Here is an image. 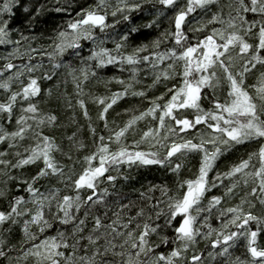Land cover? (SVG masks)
Listing matches in <instances>:
<instances>
[{"label": "snow or ice", "instance_id": "1", "mask_svg": "<svg viewBox=\"0 0 264 264\" xmlns=\"http://www.w3.org/2000/svg\"><path fill=\"white\" fill-rule=\"evenodd\" d=\"M155 4L160 6L156 18L144 27L157 24L165 11L172 10L171 30L161 33L163 40L171 41L166 50L158 51L161 38H157L152 42L156 50L147 55H140L148 51L147 44L135 46L131 53L123 52L130 46L131 34L139 31L136 26L119 34L113 41V49L105 47L96 30L104 33L121 21H128L127 13L140 9L141 4L117 0L109 13L108 0H98L95 8H81L76 18L67 21L49 45L51 51H40L52 66L51 70H44L43 63L31 62L30 53L38 50L30 44L23 53L29 62L13 63L22 56L21 41L27 44L29 37L15 29L19 39L14 40L11 21L16 8L29 16V22L34 19L29 0H0V45H13L11 52L0 57L5 61L0 66V92L5 95L0 100V144H7L0 151V176L5 178L0 197L10 196L8 183L14 180L17 188L23 185L27 193L10 196L7 210H0V257H7L9 264H13L9 253L16 245L4 233L11 234L14 226H19L23 234L15 264L29 257L35 258V264H205L204 252L195 250L199 239L208 240L212 250L207 251V256L212 260L223 257L224 264H264V245L258 243L264 234V211L260 214L252 211L256 206L254 200L264 206V143L226 171H217L209 177L225 152L245 142L264 140V0H155ZM43 7L35 8V15ZM68 10L56 8L58 12ZM198 10L204 15L198 26L190 27L189 18ZM109 14L113 18L120 14L121 19L109 24ZM189 32L195 36H189ZM84 40L92 41L95 47L77 70L62 58L69 52L79 57ZM141 62L159 69L153 84L181 78L178 85L167 89L169 98L164 100L165 94L161 93L144 111L131 115L123 126L109 129L107 136H97L96 128L89 123L95 147L82 157L79 172L58 160L55 153L71 160V148L80 150L86 145L73 131L66 136L70 148L65 152L56 137L45 132V128L60 125L55 113L40 107V81L53 79L55 70L63 66L72 75L79 96L81 82L89 76L96 77L97 70L118 64L123 71L125 65L130 66L128 81L118 77L108 80L123 85L122 90L92 98L102 106L98 118L108 129L106 114L119 99L129 94L145 95L143 90L134 89V82H139L136 65ZM77 71L79 77L75 75ZM37 72L42 75H35ZM250 75L256 77L255 82H247ZM205 89L212 90V106L207 109L200 102ZM220 90L226 92L223 100L218 95ZM47 92L50 96L52 90ZM66 103L73 107L70 100ZM77 104L90 120L85 100L77 99ZM188 109L193 110L191 117L180 112ZM146 117L158 123L144 130L139 140L133 139L128 144L127 134ZM193 129L196 135L187 137L185 134ZM26 140L30 142L24 145ZM145 143L147 150L140 148ZM20 147L22 152L18 150ZM192 152L201 154L198 173L194 178L179 179L183 164L173 158ZM9 156L15 159H8ZM124 165L167 167L178 177L176 188L173 191L166 184H153L147 191L133 190L139 191V202L131 199L127 203L110 202V188H115L118 179H132L121 171ZM25 166H34L35 173L26 177L12 173ZM52 180L69 191L64 192ZM225 180L230 183L225 184ZM241 183L250 190L239 204L223 207V202L234 195ZM217 186L224 188L223 193L207 198L205 205L206 193ZM157 190L162 199L153 195ZM217 206H220L219 229L208 222ZM241 241L249 258L233 259L230 250ZM164 247L167 252L161 250Z\"/></svg>", "mask_w": 264, "mask_h": 264}, {"label": "trees", "instance_id": "2", "mask_svg": "<svg viewBox=\"0 0 264 264\" xmlns=\"http://www.w3.org/2000/svg\"><path fill=\"white\" fill-rule=\"evenodd\" d=\"M129 2H136L141 4V8L137 10H133L127 13L130 16L128 21H121V23L115 25L113 29H106L104 33H100L99 30H96L97 36L104 39V46L113 49L114 48V39L118 38L119 34H122L131 26H136L139 28V31L131 34L129 39L128 47L124 48L122 51L125 53H131L135 46H139L142 44L149 45L147 52L140 53L141 56L147 55L149 52L154 51L156 49L152 48V42L157 38H161V44L158 51H164L166 48L171 47L170 40H163L161 37V33L166 30H171V20L172 10L165 11L163 16L158 18L157 24H154L150 28L144 27V25L153 19L156 18L155 13L156 9L160 6L155 4V0H129ZM30 7L33 9L34 19L29 22V16L25 14L21 8H16L14 10V15L11 21V26L14 29L12 33V38L19 39L18 33L15 29L21 30L25 36L29 37V41L26 44L24 41H21L20 52L22 54L21 58H17L13 60V63L19 65L21 63H28V57L23 55L25 49L30 44L32 48L37 49V52H32L30 55L33 57L32 63H43L44 70H51V63L47 56L40 55V51H51L52 49L49 45L52 44L53 40L56 39L57 32L66 27L67 21L70 19L76 18V14L80 12L81 8L90 9L95 8L98 0H29ZM108 3L111 7L108 9L109 13L112 9H114L117 5V0H108ZM155 4V7H154ZM43 5V10L39 13V15H35L34 9L39 8ZM57 7H67L68 11H56ZM216 8L213 7V11ZM204 14L199 10L196 13H193L189 18V26L196 27L198 26V22H200L201 17ZM251 18V14H249ZM120 14H118L115 18H113L110 14L107 17V22L112 24L114 20H120ZM211 27V26H209ZM189 36H195L194 33L189 32ZM35 37V39H32ZM193 42H195L193 40ZM95 45L92 41L84 40L82 41L81 48L78 50L80 56H76L71 52L65 53V56L62 58L65 62H70L71 65L79 70L82 67V59L86 60V58L90 55L91 51ZM13 49V45H0V57L6 56ZM5 63L3 59H0V66ZM88 64H93V61H87ZM139 69L137 73V81L134 82V89L137 91L143 90L145 92L144 96H132L131 94L122 97L117 101L116 104L109 109L107 115V120L109 122V128L106 129L104 127V121L100 120L99 112L101 111L100 105L93 101V97L97 96H110L113 92L117 90H122L123 85L117 83L115 80L108 82L110 77H118L122 78L125 81H128L130 76V66L125 65L124 70L122 71L120 66L117 65H108L103 69H99L98 75L96 77L89 76L87 81H82L81 78V88L82 93L78 96L77 89L75 87V82L73 81L72 75H69V70L65 67H61L56 69V75L51 80H42L40 81L42 93L40 96V107L49 112H53L58 116V127L55 128H45V132L50 135H54L56 137V141L61 144L64 151L67 152L70 148V143L66 139V136L71 135L73 131L77 132V139L82 141L86 147L80 150H77L75 147L71 148L72 159H67L64 155L57 152L55 153L56 158L60 160L63 164L68 165L69 167H74L75 171L79 172L82 168L83 162L82 157L90 153L94 150L93 136L89 128V123L92 124L93 127L96 128L97 136L103 134L107 136L109 134V129H116L118 126H123V124L130 118L133 114H138L141 111H144L151 105L152 100L155 97L164 93V100H167L170 96V93L167 92L168 88H171L173 84L180 83V77L177 76L174 79H170L168 81H161L156 84H153V80L155 78V73L159 70H154L148 63L141 62L136 65ZM162 67V66H161ZM179 70V65L177 66ZM259 68V66H258ZM264 70V69H262ZM35 75H42V72H37ZM77 77L80 76L79 71L75 73ZM258 75V73H257ZM256 77L250 75L248 77V83L255 82ZM14 87H16L14 85ZM51 89V95H48L47 90ZM218 95L223 100L226 92L224 90H220ZM5 95L0 92V100H3ZM77 99H84L90 120L85 118L83 115V110L77 104ZM211 99H212V90L205 89L202 99L201 105L205 109L211 107ZM70 100L73 107L69 108L67 106L66 101ZM163 103L164 101H159ZM180 112L184 115H188L191 117L193 115V110H180ZM74 121V122H73ZM157 121L152 120L151 117H146L145 119L138 121L135 130L130 131L127 134L126 142L131 144L133 139L139 140L140 135L144 130L148 127L157 124ZM198 128L201 130L204 129L203 125H198ZM187 137H192L196 135V130H189L188 133L185 134ZM30 141H24L23 144L27 145ZM261 143H264V140H253L249 142H245L243 144L236 145L230 151L225 152L217 161L213 168V170L209 173V177H212L216 174L217 171L223 172L226 171L232 164L238 163L241 158H247L249 153L255 152L258 150ZM115 148V144L112 145ZM7 148V144H0V151H3ZM141 149H148V144H141ZM19 151H23V147L18 149ZM15 151V150H13ZM163 152V150H161ZM8 159L14 160V156H9ZM174 162H181L183 167L179 173V179H187L194 178V176L198 173V169L201 161V154L198 152H192L187 154L186 156H177L173 158ZM255 162V158H254ZM2 167V166H0ZM36 168L34 166H25L23 169L12 170V173L17 177L20 176H30L34 174ZM123 173L129 174L132 179L125 181L122 178L118 179L116 182V186L114 189L110 188V196L109 201L121 200L123 203H127L128 199L135 200L139 202V191H133L134 189H138L140 191H147L150 185H167L173 191L176 188L177 175L173 174L168 170L167 167H161L160 165H148V166H133L129 168L127 165H124L121 168ZM113 175L116 173L113 172ZM4 177L0 176V189H3ZM41 183L47 184L48 181H41ZM53 184L62 188L64 192L69 191L64 188V185L57 184L56 180H52ZM230 183V181L225 180V184ZM8 188L11 190L10 196L12 195H25L27 193L23 190V185L17 188V181H11L8 183ZM249 188H246L242 183L235 190L234 195L228 197L225 202H223V207H228L230 205L239 204L241 197H244L245 193L249 191ZM224 191V188L221 186H217L216 188L210 189L209 192L206 193V199L203 202L205 205L207 203V198H210L212 195H221ZM63 194V193H62ZM153 195L156 198H161L160 191L157 190ZM259 195V193L257 194ZM9 197H0V210H7L8 208V200ZM248 199H253L252 197H248ZM255 208L252 211L255 214H260L264 211V206L260 205L258 200H254ZM115 207V205H113ZM247 207V206H245ZM220 206H217L216 209L209 216V223L212 227L219 229L221 221L217 218ZM103 211V208H101ZM206 214V213H205ZM202 214V215H205ZM7 226V225H6ZM91 224H89V227ZM254 226V225H253ZM50 234H54V232H50ZM4 235L8 238L11 244L16 245V249L12 250L9 255L13 258V264H15L16 257L19 255V241L22 239V232L20 231L19 226H14L11 234L4 233ZM169 235H171V231H169ZM155 239V237H153ZM244 241H241L237 246L231 249L232 258L234 259L236 256L241 257V259H247L246 250L243 247ZM258 243L264 245V234L258 238ZM8 251V249H5ZM161 250L167 252L168 248L164 247ZM195 250L197 252H204V260L205 264H224L225 258L217 257L216 260H212L207 256V251L212 250L209 246L208 240L199 239L197 245L195 246ZM192 254V249L189 250L188 255ZM0 264H9L7 257H0ZM19 264H35V258L29 257L27 260L21 259Z\"/></svg>", "mask_w": 264, "mask_h": 264}]
</instances>
